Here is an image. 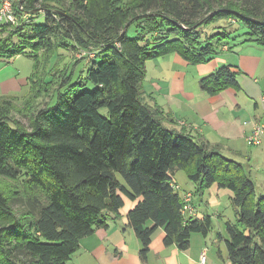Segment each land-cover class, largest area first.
Here are the masks:
<instances>
[{
  "label": "trees",
  "instance_id": "obj_1",
  "mask_svg": "<svg viewBox=\"0 0 264 264\" xmlns=\"http://www.w3.org/2000/svg\"><path fill=\"white\" fill-rule=\"evenodd\" d=\"M214 1H13L17 22L0 25V58L27 56L33 71L23 96H0V178L11 183L0 185V264H68L84 238L121 216L125 200L135 203L127 218L143 260L161 228L166 246L188 250L194 234L207 237L213 226L210 216L182 214L178 170L195 185L193 195L214 185L231 193L237 222L226 223L229 262L264 264V196L256 198L243 165L178 128L144 91L152 60L178 54L199 65L221 54L229 34L202 38L203 25L226 18L247 30L245 42L264 48V0ZM40 8L44 24L33 13ZM60 48L71 53L66 70L48 79L45 64ZM82 60L86 78L61 91L74 75L68 68ZM238 75L222 66L199 85L210 95L239 90Z\"/></svg>",
  "mask_w": 264,
  "mask_h": 264
},
{
  "label": "crops",
  "instance_id": "obj_2",
  "mask_svg": "<svg viewBox=\"0 0 264 264\" xmlns=\"http://www.w3.org/2000/svg\"><path fill=\"white\" fill-rule=\"evenodd\" d=\"M246 33L232 36L231 41L224 42L221 54L205 64L191 65L178 54L150 61L144 82L146 98L157 102L170 113L178 128H186L233 160L246 157L244 155L249 148L247 135L255 124L264 125V107L261 104L264 95V48L255 45V42H245ZM19 60V56L0 58V96H23L29 90L28 79L33 67L32 71L23 74L17 67ZM222 66H231L239 73L240 89L228 88L217 95L202 91L200 80ZM256 146L262 147L261 150L257 149V153L264 159V142ZM249 153L255 154L253 151ZM174 181L181 187L177 179ZM194 189L184 190L183 193L193 194ZM208 192L207 204L217 210L222 206L221 196L228 195L231 199V193L226 190L217 188ZM206 194L199 196L203 202ZM134 205L133 202L129 208H124L119 218H108L106 227L98 228L94 234L84 238L80 250L69 263L200 264L201 253L207 249V264H231L227 256V238L223 234H217L218 241L210 240V233L207 237L194 234L189 249L181 250L176 245H165V231L162 228L153 235L148 257L143 260L140 255L141 243L134 229L128 225L127 213ZM217 210V217L225 221L222 211L219 213ZM195 215L199 219L209 216L208 212L199 210ZM209 241L212 242L211 247Z\"/></svg>",
  "mask_w": 264,
  "mask_h": 264
},
{
  "label": "rangeland",
  "instance_id": "obj_3",
  "mask_svg": "<svg viewBox=\"0 0 264 264\" xmlns=\"http://www.w3.org/2000/svg\"><path fill=\"white\" fill-rule=\"evenodd\" d=\"M218 1L216 0L214 1L215 7H218ZM226 0H220L221 3L225 2ZM45 13L44 12H40L39 14V18H37V21L39 24H44L45 23ZM15 25V24H14ZM199 32L201 33L202 38H206L207 37H214L216 38L217 34H223V35H228L229 36L225 39L222 38L221 35H219L217 38H222L221 42H226L228 43L229 41H231V37L236 36V35H244V33H246V29L241 26L240 24H230L226 18L220 19L217 22H214L210 25H203L200 29ZM137 31L134 27H132L128 33L129 37H134L137 35ZM220 42V43H221ZM255 44V43H254ZM257 45V44H255ZM254 45V46H255ZM258 46V45H257ZM238 46H236L237 48ZM256 47V46H255ZM71 53L70 51H67L65 48H60L58 49V51H55L54 53L51 54V56L49 57V59L47 60V63L45 64V75L48 76V79H52L55 80L60 79L63 75V71L66 70V66L68 64V60ZM85 54H82L81 56H84ZM77 57H80L77 56ZM92 58H94L95 56H91ZM20 60L17 62V67L23 72V74L32 71V67H33V60L27 56H19ZM43 60L42 59V64H43ZM71 60V58H70ZM99 60V58L97 59V61ZM154 61V60H152ZM151 61V62H152ZM88 66V62L87 60H82L80 61V63H78L75 66H72V68H68V72H69V76L72 75V71L74 70V75L73 78L66 81V84L64 87L61 88V91H64L65 89H67L69 87V85L75 84L76 82H78L81 78H86V68ZM75 67V68H74ZM24 70V71H23ZM47 99H43V100H39L38 102L35 103V105H42V103H45ZM42 102V103H40ZM22 103V102H21ZM18 108H22V105H18ZM15 118H19V120H21L22 124H24L25 126L29 125V121L26 118L23 117H19L18 115H15ZM258 124V123H257ZM256 125V124H255ZM255 127V126H254ZM253 127V129H254ZM251 133V132H250ZM261 141L264 142V137L261 139ZM260 144V143H259ZM262 147L258 148L256 145L255 146H250L247 150V154L244 155L246 157H242V158H235V160H238L244 167L245 173L246 175L253 181V183L255 184V195L256 198H259L261 196H264V159L261 158V156L257 153V149L261 150ZM249 151H253L255 154L254 156L252 155V153L250 154ZM230 158V157H229ZM173 179H177L179 185L181 186L179 189V193L183 194L184 190H188V189H194V184L191 183L188 178L187 175L184 171L182 170H178L173 174ZM120 179H122L121 177H119ZM188 183V186H187ZM0 185L3 186L5 185L7 188L11 187V183H9V181H6L2 178H0ZM218 186L214 185L212 186V188H210V190L212 189H217ZM208 190V191H210ZM209 193V192H208ZM206 199L203 202L202 198L199 197L198 195H193V207L195 209V212H197L198 210L201 212H208V215L212 218V230L210 232V240H212V238L214 240L219 239V237H217V234H223V236H225L226 238L228 237V234L226 232V223L230 222L232 224H236L237 222V212L235 211V208L233 207L232 203H231V199L228 195H224L220 197V200L222 202V206L220 210H217V208L208 205V194H206ZM126 205H125V209L129 208L133 202H131L130 200H125ZM216 210L223 215L225 221H223V218L221 217H217L216 215ZM196 216V215H195ZM195 236V235H194ZM198 236V235H197ZM209 246L211 247V241L208 242ZM219 244L224 247V244L222 242H219ZM71 263V262H70ZM68 263V264H70Z\"/></svg>",
  "mask_w": 264,
  "mask_h": 264
},
{
  "label": "built area",
  "instance_id": "obj_4",
  "mask_svg": "<svg viewBox=\"0 0 264 264\" xmlns=\"http://www.w3.org/2000/svg\"><path fill=\"white\" fill-rule=\"evenodd\" d=\"M14 0H2L0 3V25H14L17 22L14 9H13ZM261 104L264 107V95L261 97ZM264 137V125L256 124L254 129L246 137L248 145L255 146L261 142V139ZM174 188H178L177 185H174ZM184 205L181 210L184 216H195L196 212L193 207V194L191 192H186L183 195ZM200 264H207L208 262V250L204 249L200 256Z\"/></svg>",
  "mask_w": 264,
  "mask_h": 264
},
{
  "label": "water",
  "instance_id": "obj_5",
  "mask_svg": "<svg viewBox=\"0 0 264 264\" xmlns=\"http://www.w3.org/2000/svg\"><path fill=\"white\" fill-rule=\"evenodd\" d=\"M42 11H45V9L40 8V9H37V10L33 11V13H35V12H42Z\"/></svg>",
  "mask_w": 264,
  "mask_h": 264
}]
</instances>
